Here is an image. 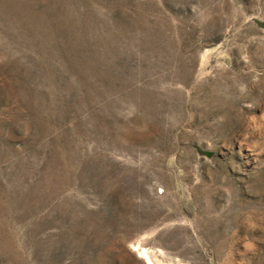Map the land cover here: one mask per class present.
I'll list each match as a JSON object with an SVG mask.
<instances>
[{
    "label": "rangeland",
    "instance_id": "rangeland-1",
    "mask_svg": "<svg viewBox=\"0 0 264 264\" xmlns=\"http://www.w3.org/2000/svg\"><path fill=\"white\" fill-rule=\"evenodd\" d=\"M149 260L264 264V0H0V264Z\"/></svg>",
    "mask_w": 264,
    "mask_h": 264
},
{
    "label": "bare ground",
    "instance_id": "bare-ground-1",
    "mask_svg": "<svg viewBox=\"0 0 264 264\" xmlns=\"http://www.w3.org/2000/svg\"><path fill=\"white\" fill-rule=\"evenodd\" d=\"M143 254H144V253H143ZM146 255H147V254H146ZM146 255H145V256H146ZM146 257H147V256H146ZM149 264H154V263H152V261L150 262V260H149Z\"/></svg>",
    "mask_w": 264,
    "mask_h": 264
}]
</instances>
